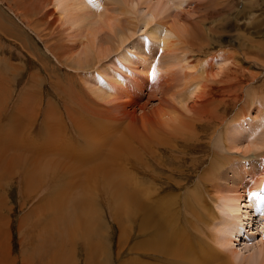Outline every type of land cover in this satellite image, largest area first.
Segmentation results:
<instances>
[{
  "label": "bare ground",
  "instance_id": "bare-ground-1",
  "mask_svg": "<svg viewBox=\"0 0 264 264\" xmlns=\"http://www.w3.org/2000/svg\"><path fill=\"white\" fill-rule=\"evenodd\" d=\"M10 1L11 0H7L8 10L13 13L12 14L13 17H15L18 22L22 23L24 27L19 28L17 25H15L11 21H9V23H7V27H6L0 21V30L5 35H7V39L12 40V42L16 41L17 44L20 45L22 50H25V52L23 51V53L25 54V56L27 58H29L34 63L33 65L36 67L42 68L44 72L49 71L52 77H57V75L59 74L60 71H64V75L70 71L71 72L74 70L76 71L74 77H76L78 81H76V78H74L73 80L76 83L80 81V85H81L80 89H81V92L83 91V94L80 95V93H79L78 97L73 98L77 102V103H75L76 108L74 106V111L68 110L67 117L69 119L68 121H70L71 126L73 127L74 132L79 133V134L87 137V143H86V155H87L86 159L87 160L83 161V164H81V165L78 163V165L83 166L85 164H89V166H90V164L92 163L93 156L95 157V155H96L95 159H97V163H96V164H98L97 166L106 167L104 165V163L101 162L102 156H101L100 151L102 148H104L103 144L98 142V145H97L94 140H90L93 137V131L92 130L96 126V125L95 126L91 125L94 122L89 123V120L87 122V118L90 116V114L96 115L97 113L106 112L108 115H110V118H111V116H113V118L115 119L116 114L119 113V114H122L123 117L126 119V121H123V122L121 121V123L126 125V127H127L126 131L119 134V138L117 139L118 144H116L114 142L116 145H114V147L112 146L113 147L112 151L114 153L119 154V155L116 154L117 155L116 156L114 154L113 156H111L112 154H110L111 157L115 158V160H113V163H114V166H116V169L112 168V170L118 176V182H114V179L112 178L111 175H108L106 180L108 183H111V185L113 187L117 188L116 191L113 188V194H114V197L118 196L119 198H118V202H116L115 204L113 203V205L111 206L112 211L110 213V216L112 219H114L115 221L118 222L117 224L120 228L119 236L121 239H124V238H126L125 236H127V230H125V228H124L126 225L124 223V214L125 213L123 214L125 206L121 201H123L124 199H128L129 201H131L134 204V207L137 210L138 214H141V218H140L139 225H138V227H139V233L138 234L140 235L141 240H137L134 244L136 246L135 247L136 260H135L134 264H235L232 262L233 259L231 260L230 256L228 255L230 253H228L227 250L224 251V250L220 249L223 247L221 245H224V243L219 244V241L217 240V239H219V238H217L218 235L216 236V234H214L216 236V237H214V236H212V234L210 235L208 232L210 230L208 228V226L212 222H216L218 219L217 215L213 211V208H212L213 205L210 206V204H208L209 202L207 199L211 198L210 200H211V202H213L212 201L213 195L210 196L209 191H211V190H208L207 189L208 187L204 189V191H203V193H201V195L199 193L196 194L195 191H193V192L191 191V193H190V195H191L190 199H192L193 204L195 205V208L197 211L196 216L199 220V221L198 220L197 221H198L199 226H200V229H199L200 238L197 239V238H194L191 236L192 239H190L189 238L190 236L187 233H185L184 231H179V227L177 225H175V223L173 222V216L175 218H177V214L173 212L174 201L172 203V200L175 196H178V195H175L171 192H165L164 194H161L164 192L163 190L159 191V193L156 194L157 192L154 193V191H153L154 186H151V189L153 188L152 192H151V195H152V200H151V204H150L151 209L147 210V208L144 207V205L141 203V201H143V196L145 194L144 192L146 191L144 188L141 187L142 182H140L138 184L136 192L127 188L125 185L127 183L125 181V178H126L125 174L126 173L121 171V170H123L122 168H124V169L129 170V172H130V168H134V170H141L142 172H144V166L142 167V165H144L143 162L140 164L141 167L139 169H137L138 166H137L136 162L135 163L131 162L128 159V158H134L136 160V156L138 153L143 154L148 150H152V152L155 153V157H156L153 161L157 163L159 160H160V162L162 161V158H163L162 153L163 152L166 153V147L168 148L170 146L169 147L170 150L173 149L175 152H179V151H181V150H179V145H182V144L184 146L190 144L191 148L195 149V148H197V145L201 146L204 144V146L207 147L209 144L211 145V143L213 141L214 142L213 143L214 149H207L208 147L207 148L205 147L207 149L206 152L210 153V155L212 156V157L211 156L210 157L213 158L212 160L208 161V165H206V166L211 168V169L210 168H208V169H210L212 174L208 175V173H207V176H209V178L211 177V179H212V182L210 181V183L214 182V186H215V188H217L216 187V185H217L216 180H218L217 174L220 171V169H219L220 167H218V165H215V162H217V161H219V162L223 161V163L226 162V160H228L229 154L231 153V150L236 147L235 143L238 142L237 138L241 139V136H242V134H241V135H239L240 137L232 138V141L230 142V144L227 145V143H228L227 136L230 133L229 130L227 129L229 126L228 123L231 124V122L232 123H235V121L238 122L239 120L244 118V116L246 114V106H244L243 108L238 109V111L234 117H231L229 119L227 118V120H230L231 122L229 121L226 123L227 114L232 110V107H235V105L240 106L238 103L241 102V95H240L241 89H237V88L233 89V87H234L233 85L236 86L235 81H236L237 77L239 75H241V70H239V69L245 68L247 71L250 70L249 79L247 80L248 82L255 81L254 79L256 77H258L255 74V71L257 73L256 69H258V68L264 69V60L258 61L257 64H252V63H250V60H249L250 53L253 51L256 55H259L261 59H264V36H263V33L261 32V30H262L261 27L264 25V19L261 18L260 21L255 23L257 30H251L250 31V27L249 26L246 27L245 25H243L242 27L240 26L241 28H239L238 26L240 24L239 25L237 24L238 25L237 27L239 28V29L237 28L238 33L233 34V32H232V31H234L233 22L238 20V17L236 15H238L242 11L245 12L244 10L246 8H249V7H245V5H242V3L245 4L244 2H246V1H248L250 3V0H12L11 3H10ZM252 1L254 2V0H252ZM246 4H247V2H246ZM241 5H242V7H245V9L243 8L242 11L240 10L237 12V14H234V12L237 11V9L239 7L241 9ZM255 5H257V3L255 4V2H254V6ZM259 5H257V7ZM137 7L143 8L144 11L149 14L148 19L147 18L145 19L144 16L139 15V17H140L139 21H141V22L143 21L144 27L146 28L148 26L149 27L153 26L155 28L151 29L152 32L150 30L146 31L145 34L143 36H140L138 39H135V38L132 39V37L134 35H136V32H137L136 28L138 27V23L133 22L132 17L129 15L130 14L135 15L136 13L138 15ZM247 10H249V9H247ZM241 14H243V13H241ZM224 15H226V16H224ZM129 17H131V18H129ZM219 17H221V19ZM239 17H242V16L240 15ZM158 31H159V33H158ZM251 32L256 33V38H257L254 41L253 45H251V43H249V41H250L249 36L251 35ZM147 33H148V35L145 36ZM31 34L34 36V38L37 39L38 42H36L33 39ZM162 34H166L167 36H163ZM161 36H163V37L161 38ZM135 37H137V36H135ZM151 38H154L158 42L161 43L158 46V48L162 49V51H163V53H160V55L158 56V58L161 60L160 63H157L158 60L154 59L155 56L153 55V53L151 51V47L149 44V43H151V40H152ZM135 40H139V41H135ZM16 42H14V43L16 44ZM39 43L42 45V49H44V51L39 48V45H38ZM12 45H14V44H12ZM136 45H138V46L136 47ZM232 46H235V47L233 49H229ZM154 50H156V49H154ZM139 53L141 55H139ZM187 54H189V56L185 57V56H187ZM14 56L15 55H13V57ZM112 56L114 58H113V60H110V59H112ZM216 61H219L220 64H222L221 67L218 64L219 65L218 68L222 69L223 71H226V65H230V67H229L230 70L236 69L235 75H232V81L230 79L231 83L225 82V80L227 78L229 79L231 76V74H228V70L225 73H223V75L221 76L223 78H220V79L217 78L218 80L214 79L216 77H214L212 75V71H213L212 69H213V66H215ZM254 63H256V62H254ZM10 67H12V65ZM178 67L180 68V70H178ZM165 69H166V71H165ZM79 71L81 72V74L78 75V73H80ZM161 71H165V73L159 74ZM13 72L14 73L17 72L16 68H13ZM29 72L27 74H29ZM31 72H32V70H31ZM174 72L179 73V75H176L177 73L174 74ZM38 73H40L39 69H37V70L35 69V74L34 75L31 74L33 76L30 75L32 78L29 76L32 79V82H28L29 85H27V88L25 87V89H24L27 91V93L24 94L23 96H21L23 98L22 103L23 102L25 104L32 103L31 102L32 101L31 92L34 89V87L32 90H30V87L32 88V86L37 85L38 82L40 81V79L38 77ZM142 73H148V76H149V74H150V76L154 74L153 80L151 78L150 81H146L145 79L140 78L139 76L143 75ZM61 74H62V72H61ZM2 76L4 77V75L2 74V71H1L0 72V82H2L3 87L6 84H7V87L9 85L12 87L13 82L11 81V78H7L8 80L6 83ZM60 78H61V76H60ZM1 79H2V81H1ZM28 79L29 78H27V80ZM221 81H224V83L222 85L220 83ZM11 82H12V84H11ZM26 82H25V84H26ZM55 83H56V85L58 84L57 82H55ZM133 84L135 85L136 90L138 92L139 91L141 92L144 88L147 90L150 89L152 91L150 98L151 97L154 98L153 100L157 101L156 104L153 105L152 107H148L149 102H150L149 100L144 101L142 103V105L140 104V106L138 105L139 107L136 106L135 102H133V104H132L130 102V100H131L130 99V95H131L130 92L132 90L131 89H130L131 91L129 90V88H130L129 85L131 86ZM218 84H219V86H218ZM49 85H52V84H49ZM67 85L70 86L69 84H67ZM148 85L149 86L151 85V86L149 87ZM57 87H58V90H61V92H59L60 94H65V90H67V92H68V88L63 89L62 87H60V84H58L55 88H57ZM52 88H54V87H52ZM35 89H36V87H35ZM80 89H79V91H80ZM28 90H30V91H28ZM56 90L57 89H55V91ZM121 91H123V92L121 93ZM255 91H257V90H255ZM137 94H139V93H137ZM152 94H154L155 96ZM68 95L72 96L73 94H68ZM260 95H262V97H263V93ZM33 96L36 97L35 95H33ZM133 97H135V96H133ZM155 97L157 99H155ZM40 98L41 97H39V99ZM263 98H261V99H263ZM135 99H137V97ZM254 99H255V97L252 100H254ZM34 100H35V98H34ZM250 100H251V98H250ZM257 101H258V99H256L255 104L260 103V105L259 106L257 105L258 106L257 111L259 113L257 114L258 116H256V117L259 120L260 119L262 120V119H264V111H262V110H264V106H261L262 105L261 101H258V102ZM78 102L80 104V107L83 106L82 108L87 109L89 112L87 111L88 113H86V112L84 114L82 113L83 115L80 113L82 115V116H80L78 114V109H79ZM136 102L138 104L140 102V100L137 99ZM253 102H255V100ZM46 105H48V104H46ZM108 105H110V106H108ZM176 105H178V106L181 105V106H179L180 108H177ZM132 106H134L135 109H133V108L130 109ZM252 106H253V103H252ZM22 107L23 106H21V108ZM39 108H40V105H39ZM39 108H37L36 112L39 111L38 110ZM45 108H46V106H45ZM26 109H27V105H26ZM85 109H83V110H85ZM136 109H138V111H140V114H141L140 118L137 116L139 119H136L137 117L134 118V115L132 116V114L135 113ZM46 110H48V111L46 112L45 116H47V120H50L51 116H49V115H51V113L53 115L52 109L46 108ZM221 110H222V113L220 112ZM22 111H23V109H22ZM36 112H35V114H36ZM57 113L59 114V112H57ZM54 114H56V113H54ZM32 118H33V116H32ZM89 118H92V117H89ZM97 119H95V120H97ZM57 120H58V118L56 119V121ZM16 122H17V120H16ZM25 122H28V121H25ZM48 122L43 121V123H42L43 127L45 124H49ZM100 122H98L97 124H100ZM118 122H116V123H118ZM52 123H54V124L56 123L55 117H54ZM73 123H74V125H73ZM17 124H19V123H16L15 125L17 126ZM263 124H264V121L261 122V125H259L261 127L259 130L263 129L262 128ZM16 126H14V127H16ZM19 126H20V124L17 127L19 128ZM21 126H22L21 129L25 131V133L22 131L24 133V135H23L24 137L21 136V137H23V141L17 142V140L20 141L19 137H14L15 139L18 138L17 140H13V141H15V143H17V145H13V144L8 143V144H10L9 147L11 148L10 150L12 151V154L9 157L7 156V158H4L3 157L4 155H2L4 152L0 153V164L3 162L2 161L3 159L4 160L8 159V160H10V163L19 164L18 166H20L22 171L18 170L20 172L13 171V173H12L13 168L12 169L10 168L11 169L10 170V169H8V167H6L8 169L7 170L5 168L6 171H8L9 173L11 171V175L9 174L10 175L9 176L8 173L4 170V172H6V173L0 176V182L1 181H3V182L7 181V175L10 178H12L14 176H17L18 174L20 176V174H21L23 176L21 178H19V180H20L19 183L21 181H23V184H24V181L31 180V178L27 177V175L30 176L31 170H32V173H31L32 177L37 176V178H38V175H39V177L42 179L43 178H47V179L51 178L50 183L52 185V188L48 192V195L50 198L47 199L46 202L44 200V202H45V204L47 203L49 206L55 207L53 210H55V209L59 210V208L56 206L58 204L59 200L57 201L56 199L64 197L63 193L67 192L65 190H67L68 187L70 189L71 186L74 184V183L72 185L69 184L72 181V179L69 175H74L73 172H75L74 170L72 171L73 168L71 169V171H70L69 167H66V169L64 168V166H65L64 164L66 163L65 161L63 164L64 169L61 170V166H62L61 161H63V160L60 161L59 160L60 157L58 158L55 156L56 155L55 152H58L57 151L59 149L58 147L62 146V149L63 148L66 149L67 147L68 148L70 147L71 142H70V144L68 143L69 141L66 142V138L64 135V134H66V131H65L66 124H65L64 120L61 118L57 122V125L56 124L54 125L55 128L51 127L52 125L50 127H49V125H48V127L46 126V128L44 130L45 137H44L43 143L42 144L40 143V148H35L34 146H32V144H31L32 140H29V141H31V142H29V144H31V147L27 145L26 141L28 139L25 137H27V135H29L27 133L28 129H25L26 126L24 127V125H22V124H21ZM117 127H119V126L117 125ZM15 129H12V130H15ZM17 129L15 131H17ZM120 129H125V127L123 126ZM263 131H261L262 136L264 135ZM213 132H214V134H213ZM3 133H5V132H3ZM14 133L18 134V132H14ZM254 133H255V131H254ZM20 134H21V132H20ZM96 134H97V131H96ZM211 134H213V135H211ZM250 135L252 138L251 137L249 138V136H248V140H249V141H247L248 146L246 147L247 149H245L244 151H246L247 153H250L249 150H253V147H257L258 151L261 149H264V136L262 138L260 137L262 139V141H260V140H256L253 138L254 134L252 131L250 132ZM12 136L13 135H11L10 138ZM101 136H102V134H101ZM256 137L257 136L255 135V138ZM10 138H9V140H10ZM34 138H35V136H34ZM40 138H42V137H40ZM228 138H230V140H231V136ZM12 139L13 138H11V140ZM36 139L37 138H35V140ZM1 141H4V140H1ZM36 141L38 142L39 139ZM102 141L103 140H101V142ZM0 144H3V143H0ZM132 146H134V147H132ZM220 146H221V148H220ZM215 147L218 149H215ZM1 148L3 150V147H1ZM73 148H74V146H73ZM79 148L81 149L82 147H79ZM54 150H55V152H54ZM77 150H76V152H77ZM82 150L84 151V149H82ZM222 150L224 151L223 154L220 153ZM73 151H74V149H73ZM59 152H62V151H59ZM149 153L147 155H149ZM181 153H182V151H181ZM172 155H174V153ZM177 155L175 156L176 158L174 157V159L178 158ZM76 156H78V155H76ZM82 157H85V156H82ZM230 158H231V156H230ZM70 159H68V160H70ZM172 159L173 158H171V160ZM68 160H67L66 165L67 164L70 165V163H68ZM77 160L80 161V159H77ZM90 160H91V162L87 163ZM71 161H73V159ZM117 162H119V163H117ZM3 163L7 164L6 162H3ZM3 163H2V165H3ZM71 164H73V163H71ZM120 165H122V168H120L121 167ZM91 166L94 167L91 171H93V172L99 171V167L96 166V168H95V166L92 164H91ZM10 167H12V166H10ZM74 167H75V165H74ZM158 167H159V165H158ZM145 168H147V166ZM28 169H30V170H28ZM27 170L29 171V173L27 172V174H25V171H27ZM1 171H3V170H1ZM68 171H70L71 173L69 172L70 174H68ZM35 172H37V175H35ZM80 172H82V171H80ZM104 172H105V170H104ZM107 172L108 171H106V173ZM131 172H134V171H131ZM142 172H140V174H144ZM147 172H149V171H147ZM232 172H233V175L231 177V181H232V183H234L233 187L235 188V190L238 189L237 188L238 186L243 184V182H244L243 178L246 175L250 176L251 174H253V170H250L248 172L247 170H243L242 168L238 169L236 167L234 169H232ZM87 173H89V172H87ZM101 173H99V174H101ZM137 173L138 172H136L135 174L137 175ZM149 173H152V181L153 182L161 179L160 176L162 175V173L160 170L155 169V166L151 165V172H149ZM220 174H222V173H220ZM90 175L92 176V174H90ZM102 175H103V173H102ZM211 175L212 176L214 175V177H212ZM60 176L62 178H63V176H65L66 179H61ZM76 176H77V174H76ZM97 176H99V175H97ZM127 176H129L128 173H127ZM130 176L129 177L131 179H133L132 175H130ZM104 179H105V177H104ZM240 179L242 181L238 182V180H240ZM136 180H138V179L136 178ZM35 181H36V178H35ZM35 181H34V183H35ZM44 181H45V179H44ZM48 181H47V183H48ZM90 181H92V178ZM101 181L95 180L94 185H93L94 186V188H93L94 193H96L95 191L101 193V191H100L101 189L99 188V187H102ZM226 181H228V178ZM259 181H262V180H259ZM32 182H33V180H32ZM92 182H90V183H92ZM178 182H175L176 184L173 183L172 185L174 187H172V185H171L170 188H173V189L176 188V189L180 190L183 186V182H182V184H180L181 182L180 183H178ZM37 183L40 184L39 182H37ZM45 183H46V181H45ZM184 183H185V181H184ZM186 183H188V182H186ZM26 185L27 184H24L23 187L24 186L26 187ZM35 185H37V184H35ZM21 186H22V184H21ZM39 186H41V185H38V187ZM44 186H46V185H44ZM210 186L212 187V184ZM20 187H19V189H20ZM29 187L30 186L27 185V187H26L27 192L29 191V189L31 191H35L34 189L33 190L31 189L33 186L31 188H29ZM46 187H48V184ZM46 187L43 188L44 190L41 189L40 191L41 192L45 191L44 193L47 194V192L45 190ZM75 187H76V184H75ZM254 187L256 188V186H254ZM257 187H259V186H257ZM26 188H24V189H26ZM224 188H225V186H224ZM230 188H232V187L230 186ZM161 189H162V187H161ZM196 189L198 190V188H196ZM213 189H214V187H213ZM21 190L23 192L22 188H21ZM21 190H19V191H21ZM228 190H232V189H228ZM75 191L78 192L77 189ZM232 191L234 192V189ZM25 192H23V193H25ZM27 192H26V195H27ZM186 192H187V190H186ZM199 192H200V190H199ZM23 193L20 192V195L22 194L20 197L21 200L23 198ZM29 193H30V191H29ZM67 193L69 194V192H67ZM72 193L73 192L71 191V194ZM37 194H40V193H37ZM71 194H69V195H71ZM154 194H156V195L154 196ZM42 195H43V193H42ZM42 195L40 196L41 197L40 199L45 198V197H42ZM48 195H47V197H48ZM69 195L67 197H69ZM131 195H134V200L127 198V197H130ZM247 195H249V199H248L247 203L251 204L250 202L253 200V197L250 196L251 193H247ZM148 196H150V194H147V197ZM222 196L225 200L222 198ZM222 196L220 195L218 198H222L225 201L224 205H227L230 201H232V204H235L236 208H238V209L241 208V206L238 204V200H237L238 195L236 198H231V199H230V196L227 195V197L230 200L229 201L227 199L228 203H227L226 198H225L226 195H222ZM105 197H107V196H104V199H106ZM187 197L189 199V195ZM214 197H217V195ZM250 197L252 198L251 201H250V199H251ZM34 199H36V198H34ZM34 199H33V201H34ZM74 200H75V198H74ZM214 200H216V199H214ZM56 201H57V204H55ZM36 202L37 201H35V203ZM187 202H188V200L186 201V203ZM233 202H235V203H233ZM31 203H29L28 205H31ZM216 203H217V201H216ZM24 204H25V202H24ZM40 204H44V203L40 202ZM126 204L127 203H125V205ZM191 205H192V203H191ZM69 206H71V205H69ZM229 206H231V204H229ZM39 207H41V206H39ZM42 207H43V205H42ZM44 207H46V206H44ZM27 208H30V206H28ZM27 208H26V210H28ZM37 208H36V211H37ZM43 209H45V208H43ZM230 209H231V207H228V210H230ZM34 210L35 209H33V211ZM50 211H51V207H50ZM48 212H49V210H48ZM119 212H120V214H118ZM255 212H257V211H255ZM34 213H35V211H34ZM39 213H40L39 216L36 213V215L38 217L35 218L34 221L38 218L41 220L42 216H44V214L41 212V210ZM151 213L153 215L148 216ZM155 213L159 214L160 218L156 219ZM23 214H24V216L22 215L23 217H22V219H20L19 225H17V226H19L20 229H21V227H25L24 226L25 223H23V221H24V218H26L25 216H27V215L25 214V212ZM30 214H32V212ZM30 214H28V215H30ZM154 214H155V217H154ZM230 215H232V214H230ZM50 216H51V214H50ZM50 216L48 215V218ZM32 217L33 216H31V218ZM65 217H66L65 214L62 213L61 211L58 214V216L56 217L55 222H57L56 225L58 226V230H57L56 235H55L56 237L58 235H60L64 229L70 228L69 225L64 226L63 220L65 219ZM27 218L29 219L28 216H27ZM45 218H46V216H45ZM45 218L41 221H43V222L45 221V223H47ZM81 219H83V218H81ZM244 219H246L245 215H244ZM75 220H76V218H75ZM27 223H26V225H27ZM4 225H6V224H2V222H1V224H0V262H2V264H16V263H18V261H20V262H22V264H37V262L34 263V261L32 260L35 257L34 254L28 253L29 251L26 252L23 250V252L20 253L21 255H17V256L12 255L11 249H10L8 241H7L8 240V237H7L8 227L6 229ZM28 225L36 226L35 228H33L35 230L38 228L42 229L40 223L33 222L32 225L30 223H28ZM72 225L74 226V228L72 230H74L77 227L74 230V232L72 230H70V231H72V236H73V234L75 235L76 233H82L83 232L82 229L87 228L84 226L81 229V227L79 226L80 222H79V225L77 226V221H75V224H73L71 222V227H72ZM81 225H82V223H81ZM87 225H88V222H87ZM185 228H187V227H185ZM20 229H18V230H20ZM29 232L31 233L32 230L31 231L29 230ZM145 232H148V236L144 239V233ZM235 232H236V230H235ZM33 233L34 232H32L30 235L27 233L25 235V242L24 243H27L29 246H31V248L37 249V247H35V243H36V240H38V239L35 238V235ZM195 233L196 232H194V234ZM52 234H53V232H52ZM68 234H69V232H68ZM68 234H67V236H68ZM95 234L97 236V233H95ZM194 234L192 233L193 236H194ZM36 236H38V235H36ZM47 236H48L47 232L43 231V234L40 237V239L41 238H44V239L52 238V237L48 238ZM225 236H226V241H228L230 239L229 237L231 235H230V233L226 232ZM58 237L60 238V236H58ZM68 238H67V240H68ZM90 238L93 239V237H90ZM34 239H36V240H34ZM53 239H55V238H52V240ZM63 239H65V238H63ZM33 240L35 242H33ZM80 240L82 243V239H80ZM59 241H60V239H59ZM94 242H95V240H94ZM39 243H40V241H39ZM55 244L57 247L61 246V243L57 242ZM215 245L221 246V247L218 248ZM98 246H100V245L98 244ZM25 247H27V246L25 245ZM91 248H93V247H91ZM32 250L34 251V249H32ZM123 250H124V248H123ZM60 251H62V250H60ZM64 251H62V252H64ZM82 251H83V249H82ZM96 251L97 250H95V253H97ZM39 252H40V250H39ZM85 252H86V250H85ZM88 252H90V250ZM92 252H93V249H92ZM235 252L236 251H234V253ZM70 253H71V251H70ZM116 253H117V251H116ZM118 253L116 254V256L118 255ZM237 254H239V253H236V255ZM92 256L94 258L96 255L95 256L92 255ZM65 257H67V256H65ZM75 258L76 257H73L71 259V261L74 260ZM143 258H145V259H143ZM146 258L151 259L152 262L150 263L149 260H147ZM256 258H257L256 264H264V245H263L261 251H259L258 256ZM89 260H93V259H89ZM64 262H65V260L63 261V263ZM87 262H89V261H87ZM73 263H75V262L73 261ZM44 264H60V259L57 260L56 257H54L53 259L50 258V260H48ZM95 264H97V263H95Z\"/></svg>",
  "mask_w": 264,
  "mask_h": 264
},
{
  "label": "rangeland",
  "instance_id": "rangeland-1",
  "mask_svg": "<svg viewBox=\"0 0 264 264\" xmlns=\"http://www.w3.org/2000/svg\"><path fill=\"white\" fill-rule=\"evenodd\" d=\"M11 2H12V0L10 1V3ZM246 2H247V4H246ZM246 2H244L245 4L242 3V5H245V7H249V8L245 9V7H242V5H241V9L239 7L237 9V11L234 12V14H237L238 11H240V10L242 11L243 8L245 9L244 10L245 12L242 11V12L239 13L242 17H239L240 16L239 14L236 15L238 17V20L233 22V24H234V27H233L234 31H232L233 34L238 33L237 32V28L238 27L241 28L243 25H245L246 27L249 26L250 27V31L251 30H257L255 23L260 21L261 18L264 19V0H257V1L254 0L255 4L256 3H257V5L260 4L258 7H257V5L254 6V2L252 0H250V3L248 1H246ZM7 6H8L7 5V0H0V19H1L0 21L2 22V24L7 27V23H9V21H11L15 25H17L19 28L20 27L23 28L24 27L23 24L18 22L16 20V18L13 17V15H12L13 13L8 10ZM142 9L143 8L137 7L138 15H137V13L135 15H131V14L129 15V16L132 17L133 22L138 23V27L136 28V31H137L136 35H134L132 37V39H134V38L138 39L140 36H143L146 31L150 30L152 32L151 29L155 28L153 26H151V27L148 26V27L145 28L143 21L142 22L139 21L140 20L139 15L144 16L145 19L149 18V14L146 13L144 11V9L143 10ZM247 9H249L250 11L247 10ZM241 13H243V14H241ZM224 16H226V15H224ZM131 17H129V18H131ZM221 17H219V18L221 19ZM237 24L238 25L240 24V25L238 26ZM261 28H262L261 32L263 33V36H264V25ZM158 33H159V31H158ZM147 35H148V33L145 36H147ZM162 35L163 36H167L166 34H162ZM31 36L33 37V39L36 42H38L37 39L34 38V36L32 34H31ZM135 36H137V37H135ZM163 36H161V38ZM151 39H152L151 43H149L150 47H151V51H152L153 55L155 56L154 59L158 60V62L156 60L155 61L157 63H160L161 60L158 58V56L160 55V53H163V51H162V49H159L158 46L161 43L158 42L154 38H151ZM256 39H257L256 38V33H252L251 32V35L249 36V40H250L249 43H251V45H253L254 41ZM135 41H139V40H135ZM14 42H16V41L12 42V40H8L7 39V35H5L0 30V72L2 71V74L4 75V77L3 76L2 77L4 78V81L6 83H7V80H8L7 78H11V81L13 82V84L11 82L12 87L9 85L8 86L9 88L7 87V84L3 87L2 82H0V104H1L0 105V137L2 136L0 138V143H3V144H0V153L4 152L2 154V155H4L3 156L4 158H7V156L9 157L12 154V151L10 150L11 148L9 147L10 144L17 145V143H15V141H13V140H17L18 138L15 139L14 137H19L20 141L17 140V142L23 141V137H24L23 135H24L25 131L21 129V127H22L21 124L24 125V127L26 126L25 129H28L27 133L29 135H27V137H25V138L28 139V140L26 139L27 141L25 140L27 142V145L31 147V144H32V146H34L35 148H40V143L41 144L43 143V140H44V137H45L44 130H45L46 126L48 127V125H49V127H50L52 125L51 127L55 128L54 125L55 124L57 125V122L59 121V119L62 118L64 120L65 124H66V127H67V128L65 127V131H66L67 135L64 134L65 138H66V142L69 141L68 143L70 144V142H71L72 145L70 144V147L69 148L67 147L66 149L65 148L62 149V146H60V147H58L59 148L57 150L58 152H55V150H54V152L56 153V155H55L56 157H58V158L60 157L59 158L60 161L63 160V161H61V165H62L61 166V170H63L64 168L66 169V167H69L70 171L73 168L72 171L74 170L75 172H73L74 175H69L71 177V179H72V181L69 184L72 185L74 183L73 184L74 186L72 185L70 189L68 187V189L66 188L67 190H65V191L69 192V194H71V191L73 193L71 195H69L67 192H64L63 193L64 197H61V198H57L58 196L56 197L57 198L56 200L57 201L59 200L58 204H57V201H56V203H55V204H57L56 206L66 216L65 219L63 220L64 226H66V225L70 226L69 229H64L61 232V234L58 235V236H60V238L58 236H57L58 237L57 238L55 235H56V232L58 230V226L56 225L57 222H55V221H56V217L58 216L60 211L58 209L57 210L56 209L53 210L55 207L49 206L47 203L45 204L47 199L50 198L49 195H48V192L52 188V185L50 183L51 178H48V179L47 178H43L42 179V178L39 177V175H38V178H37V176L32 177L31 176L32 170H31L30 171V176L27 175V177L31 178V180L24 181V184H27L28 186H30L29 188H31L33 186L31 189L35 190V191H31L29 189V191H30V193H29V191L27 192V188H26L27 185H26V187L25 186L23 187V185H24L23 181L20 182L22 184V186L19 183V181H20L19 178H21L23 175L20 174V176H19V174H18L17 176H14V177L10 178L9 176L11 175V171H10V173L8 171H6V169H7L6 167H8V169H10V168L12 169L13 168L12 173H13V171H16V172L22 171L20 166H18L19 164L10 163V160H8V159L4 160L2 158L3 159L2 161L6 162L7 164H5L3 162H2L3 165H2V163L0 164V176L5 174L6 172L8 173V175L9 174L10 175L9 176L7 175V181H4V182L1 181L0 182L1 183L0 184V186H1L0 187V224L2 222V224H6V225H4L6 229L8 227V229H7L8 240L7 241H8L9 247L11 249L12 255L13 256L21 255L20 253H22L23 250L26 251V252L29 251L28 253H33L34 254L35 257L32 260L33 261L36 260L37 264H44L48 260H50V258L53 259L54 257H56L57 260L60 259V264H91V263L93 264L94 262L97 263V264H134V262L136 260V257H135V247L136 246L134 244H135V242L137 240H141V237L138 234L139 233L138 225H139V221H140V218H141V214H138L137 210L134 207V204L131 201H129L128 199H124L123 201H121L124 204V206H125L123 214L125 213L124 214V223L126 225H125L124 228H125V230H127V236H125L126 238L121 239L120 236H119L120 228H119V226L117 224L118 222L115 221L114 219H112L111 216H110V213L112 211L111 210V206L113 205V203L115 204L116 202H118V198L119 197L118 196L114 197V194H113V188L115 189V191H116L117 188L113 187L111 185V183H108L107 180H106L107 176L111 175L112 178L114 179V182H118V176L112 170V168L116 169V166H114V163H113V160H115V158L111 157L114 154L116 155L117 153H114L112 151V148L114 147V145L118 144L117 143V139L119 138V134L123 133L124 131H126V128H127L126 125L121 123V121L122 122L126 121V119L123 117L122 114H119V113H117L119 116L117 114H116V116L114 115L116 117L115 119L113 118V116H111V118H110V115H108L106 112L97 113L96 115H91L90 114L89 117H92V118L88 117L87 118V122L89 120V123L94 122L91 125H93V126L96 125L95 128L92 130L93 131V137L90 140H94L97 145H98V142L103 144L104 148H102L101 151H100L101 156H102L101 162H103L106 167L97 166L98 165V164H96L97 163V159H95L96 155H95V157L93 156L91 164L94 165L95 168H96V166L99 167V171L100 172L99 171H97V172L96 171H94V172L91 171L94 168L93 166H91V164H90V166H89V164H85L83 166H80L81 164H83V161L87 160L86 159V157H87V155H86L87 137L84 136V135H81L79 133H75L74 130H73V127L71 126V123H70V121H68L69 119L67 117L68 110L69 111H74V106L76 108L75 103H77V102L73 98L78 97L79 93H80V95L83 94V91L81 92V89H80V86H81L80 85V81L76 83L73 80L74 78H76V77H74L76 71L75 70L72 71V72L70 71V72L66 73L65 75H64V71H60L59 74L57 75V77H52L49 71H45L46 72L45 73L42 68L34 66L33 65L34 63L29 58H27L25 56V54L23 53V51L25 52V50H22L20 45L17 44V42H16V44ZM12 44H14V45H12ZM38 45H39V48L44 51V49H42V45L40 43ZM137 46L138 45H136V47ZM234 47L235 46H232L229 49H233ZM153 48L156 49V50H154ZM13 55H15V56L13 57ZM139 55H141V54L139 53ZM188 56H189V54H187V56H185V57H188ZM113 58L114 57L112 56V59H110V60H113ZM249 60H250V63L257 64L258 61H262L264 59H261L260 56L256 55L254 53V51H253V52L250 53ZM218 62L219 61H216L215 66H213V69H212L213 70L212 71V75L214 77H216L214 79L218 80L220 78H223L221 76L223 75V73H225L228 70V74H231V76H230L229 79L227 78L225 80V82L231 83L232 75H235L236 69H231L230 70V68H229L230 65H226V71H223L222 69L218 68L219 65H220V67L222 65V64H220V62L219 63ZM254 62H256V63H254ZM11 65H12V67H10ZM13 68H16L17 72L14 73L13 72ZM30 69L32 70V72H31ZM35 69L36 70L39 69L40 73H38V77H39L40 81L38 82L37 85L32 86V88L30 87V90H32L33 87H34V89L31 92V94H32V101L31 102L32 103L25 104L24 102L22 103L23 98L21 96H23L24 94L27 93V91L24 90V89H25V87L27 88V85H29L28 82H32V79H31L32 77L31 76H33L35 74ZM178 70H180L179 67H178ZM239 70H241V75H239L237 77L238 80L236 79V81H235L236 86L233 85L234 86L233 89L234 88L241 89V92H240L241 102L238 103L240 106L235 105V107H232V110L226 116V120H227V118L229 119L231 117H234L236 115L238 109L243 108L244 106H246V114H245L244 118L239 120L240 122L239 121L238 122L235 121V123H232L230 120L226 121V123L229 122V121L231 122V124L228 123L229 126L227 128L229 130V132H230L228 134V136H227V139H228L227 145L230 144V142L232 141V138L240 137L239 135H241V134H242V136H241V139L237 138L238 142L235 143L236 147L231 150V153L229 154L228 160H226V162H224V163H223V161L222 162H219V161L215 162V165H218V167H220L219 168L220 171L217 174V179L218 180H216V182H217L216 187L217 188H215L214 182L210 183V181L212 182V179H211V177L209 178V176H207V173H208V175L212 174L211 171H210L211 168L206 166V165H208V161L213 159V158H211L212 156L210 155V153L206 152L207 149H214V147H213V143L214 142L213 141H212L211 145L209 144L207 146L208 148L206 146H204V144L201 145V146L197 145V148H195V149L191 148L190 144L189 145H185V146L183 144L179 145V150H181L182 153H181V151L175 152L173 149H171L172 150L171 151L170 148H169L170 146L168 148L165 146L166 147V153H164V152L162 153V156H163L162 161L160 162V160H159L157 163L153 161L156 157H155V153L152 152V150H148V151H146L143 154L138 153L137 156H136V160L134 158H128L129 161L134 162V163L136 162V164L138 166L137 169H139L141 167L140 164L143 162L144 165H142V167L144 166V172H142L141 170H134V168H130V172H129V170L122 168V165H120L121 166L120 168L123 169L121 171L126 173V174L125 173L124 174H125V177L127 178V179L125 178V181L127 182L125 185H126L127 188H129V189H131V190L136 192L138 184L140 182H142L141 183V187L144 188L146 191L144 192L145 194L143 196V201H141V203L144 205V207L147 208V210L151 209L150 208L151 207L150 204H151V200H152L151 192H152V189H153V188L151 189V186H154V190L153 191H154V193L157 192L156 194H158L159 191L163 190L164 192L161 193V194H164L165 192H171V193H173L175 195H178V196H175L173 198V200H172V203L174 201V203H173V212L177 214V218H175L173 216V222L175 223V225H177L179 227V231H184L185 233H187L190 236L189 237L190 239H192L191 236L194 237V238H197V239L200 238V234H199L200 226H199V223H198L199 220H198V218L196 216L197 215V213H196L197 211H196L195 205L193 204L192 199H190L191 198L190 193H191V191L192 192L195 191L196 194L199 193L201 195V193H203L204 189L208 187L207 189L211 190V191H209L210 196L213 195L212 196L213 197V199H212L213 202H211V200H210L211 198L209 197L210 199H207L208 202H209L208 204H210V206L213 205L212 206L213 211L217 215L218 219H217L216 222H212L208 226V228L210 230L209 231L207 230V231L209 232L210 235L212 234V236H214V237H216L218 235L217 238H219V239H217V240L219 241V244L220 243L221 244L224 243V245H221L223 247L220 248V249H222L224 251L227 250V252L230 253L228 255L230 256L231 260L233 259V261H232L233 263H235V264H256V259H257L256 257L258 256L259 251H261V249H262V247L264 245V241H262L260 237H257V235H256L257 233L253 231V229L258 230L259 231L258 234H260L262 231H264V188L261 189L260 187H257V186L260 185V183L262 181H264V160H261V162L258 160V159H264V149H261V150L258 151L257 147H253V150H249L250 153H247L244 150L247 149L246 148L248 146L247 145V141H249L248 140V136H249V138L251 137V135H250L251 131L254 134L253 138L256 139V140L262 141L261 138L264 136V135L262 136V132H261V131L264 130V124L262 126L263 129L259 130L261 128L259 125H261V122H263L264 119H262L263 120L262 121L261 119L259 120L256 117V116H258L257 114L259 113L257 111V107L260 105V103L255 104L256 103V99H258V101H261V103H262L261 106H264V98H263L264 97V69H262V68L256 69L257 73L255 71V74L258 77H256L254 79L255 81H251V82L247 81L249 79L250 70L247 71L245 68H243V69L240 68ZM165 71H166V69H165ZM165 71H161L159 74H163V73H165ZM28 72H29V74H27ZM61 72H62V74H61ZM175 73H177V72H174V74ZM179 73H177L176 75H179ZM31 74H33V75H31ZM79 74H81V72L78 73V75ZM142 74L143 75H140L139 77L145 79L146 81H149L148 78H150V77L152 78V80L154 78V76H153L154 74L151 75V76H150V74L148 76V73H142ZM60 76H61V78H60ZM27 78H29V79L27 80ZM230 79H231V81H230ZM1 81H2V79H1ZM76 81H78L77 78H76ZM25 82H26V84H25ZM55 82L60 84V87H62L63 89L64 88L65 89L68 88V92H67V90H65V94H60L59 92H61V90H58V87L55 88L58 85V84L56 85ZM220 83L222 85L224 83V81H221ZM49 84H52V85H49ZM67 84H69L70 86H68ZM219 84H218V86H219ZM35 87H36L37 90L35 89ZM52 87H54L57 90L55 91V89L52 88ZM129 87H130L129 90L130 89L132 90V91L130 90L131 91L130 93L132 95V96L130 95V99H131L130 102L132 104H133V102H135L136 106H138V105L140 106V104L142 105V103L144 101H147V100L150 101L148 107H152L153 105L156 104L157 101L153 100L154 98H152V97L150 98V95H151V92H152L150 89L147 90V89H145L143 87L144 89L142 88L143 90L141 92L140 91L138 92L136 90V87H135L134 84L131 85V86L129 85ZM79 89H80V91H79ZM30 90H28V91H30ZM253 90L254 91L257 90V91L254 92ZM122 92L123 91H121V93ZM137 93H139V94H137ZM262 93H263V97H262V95H260ZM68 94H73V95L70 96ZM33 95H35L36 97H34ZM58 95L59 96L61 95V96L59 97ZM152 95H154V94H152ZM133 96H135V97H133ZM39 97H41V98L39 99ZM136 97H137V99L140 100V102L138 104L136 102L137 99H135ZM254 97H255V99H254L255 102H253L254 100H252ZM34 98H35V100H34ZM250 98H251V100H250ZM261 98H263V99H261ZM155 99H157V98L155 97ZM252 103H253V106H252ZM46 104H48V105H46ZM26 105H27V109H26ZM39 105H40V108H39ZM78 105H79L78 114L80 116H82L85 112L86 113L89 112L87 109L82 108L83 106L80 107L79 102H78ZM21 106H23V107L21 108ZM45 106L48 109H52L53 115H52V113H51V115H49V116H51L50 120H47V116H45L46 112L48 111V110H46ZM108 106H110V105H108ZM176 106H177V108H180L179 106H181V105H179V106L176 105ZM37 108H39L38 112H36ZM132 108L135 109L134 106H132L130 109H132ZM22 109H23V111H22ZM83 109H85L86 111L83 110ZM262 111H264V110H262ZM35 112H36V114H35ZM57 112H59V114ZM220 112L222 113V110ZM54 113H56V114H54ZM80 113L81 114L83 113V114L81 115ZM133 115H134V118H136L137 116L140 118V116H141L140 111H138V109L135 110V113L132 114V116ZM32 116H33V118H32ZM54 117H55V122H56L55 124L52 123ZM138 117L136 119H139ZM57 118H58V120L56 121ZM95 119H97V120H95ZM16 120H17V122H16ZM25 121H28V122H25ZM43 121H46V122L49 121L48 122L49 124H45L44 127H43V125H42ZM98 122H100L101 125L97 124ZM116 122H118V123H116ZM16 123L20 124L19 128L17 127L19 124H17V126H16L15 125ZM73 125H74V123H73ZM117 125L119 127H117ZM14 126H16V127H14ZM123 126L125 127V129H120ZM15 128L16 129L18 128L19 130L17 129V131H15L16 130ZM12 129H15V130H12ZM19 131L21 132V134H20ZM96 131H97V134H96ZM254 131H255V133H254ZM3 132H5V133H3ZM14 132H18V134L14 133ZM101 134H102V136H101ZM213 134H214V132H213ZM213 134H211V135H213ZM11 135H13L11 137V138H13L12 140L10 138ZM255 135L257 136L256 138H255ZM21 136H23V137H21ZM34 136H35V138H37L36 140L39 139L38 142L35 140ZM230 136H231V140H230V138H228ZM40 137H42V138H40ZM9 138H10V140H9ZM1 140H4V141H1ZM29 140H32V142L29 141ZM101 140H103L104 142L103 141L101 142ZM29 142H31V144H29ZM8 143H10V144H8ZM73 146H74V148H73ZM1 147H3V150H2ZM79 147H82V148L80 149ZM132 147H134V146H132ZM220 148H221V146H220ZM73 149H74V151H73ZM82 149H84V151ZM215 149H218V148L215 147ZM76 150H77V152H76ZM59 151H62V152H59ZM222 151L220 153L223 154L224 151L223 152ZM148 153H149V155H147ZM173 153H174V155H172ZM110 154H112V155L110 156ZM76 155H78V156H76ZM81 155L85 156V157H82ZM117 155H119V154H117ZM176 155H177L178 158L174 159V157ZM230 156H231V158H230ZM171 158H173V159L171 160ZM68 159H70V160H68ZM72 159H73V161H71ZM77 159H80V161L77 160ZM67 160H68V163H70L71 166L68 165V164L66 165ZM64 161L66 162L65 164H64ZM90 162H91V160L88 161L87 163H90ZM257 162L260 165L259 164L256 165ZM71 163H73L75 165V167ZM78 163L80 165H78ZM117 163H119V162H117ZM151 165L155 166V169L160 170L161 173H162V175L160 176L161 179L157 180V181H154L155 183L152 181V173H149V172H151ZM158 165H159V167H158ZM10 166H12V167H10ZM63 166H64V168H63ZM146 166H147V168H145ZM235 167L238 168V169L242 168L243 170H247L248 172L250 170H253V174H251L250 176L246 175L243 178L244 182H243L242 185L237 187L238 188L237 190H235V188L233 187L234 183H232V181H231V177L233 175L232 169H234ZM208 168H210V169H208ZM1 170H3V171H1ZM4 170L6 172H4ZM18 170H20V171H18ZM28 170H30V169H28ZM28 170L25 171V174H27V172L29 173ZM104 170H105V172H104ZM70 171H68V174L71 173ZM80 171H82V172H80ZM106 171H108V172L106 173ZM131 171H134V172H131ZM147 171H149V172H147ZM87 172H89V173H87ZM101 172L103 173V175H102ZM136 172H138L137 175L135 174ZM140 172H142L144 174H140ZM99 173H101V174H99ZM127 173L129 174V176L132 175L133 179L130 178L131 176L130 177L127 176ZM220 173H222V174H220ZM76 174H77V176H76ZM90 174H92V176ZM35 175H37V172H35ZM97 175H99V176H97ZM104 177H105V179H104ZM212 177H214V175ZM35 178H36V181L39 182L40 184H38L35 181ZM91 178H92L93 182L90 181ZM136 178L138 180H136ZM227 178H228V181H226ZM44 179H45L46 183H45ZM61 179H66V178H65V176H63V178L61 177ZM32 180H33V182H32ZM95 180H99V181L102 180L101 181L102 187H99L101 189L100 190L101 193L97 192V191H95L96 193H94V191H93L94 190L93 189L94 188L93 185H94ZM183 180L185 181V183L186 182H188V183L185 184ZM249 180L251 181V184L247 183ZM259 180H262V181H259ZM34 181H35V183H34ZM47 181H48V183H47ZM240 181H242V180L241 179L238 180V182H240ZM90 182H92V183H90ZM175 182H178V183L181 182L180 184H182V182H183V186H182V188L180 190H178L176 188H174V189L170 188L173 183L176 184ZM35 184H37V185H35ZM47 184H48V187H46ZM75 184H76L77 188L75 187ZM209 184L210 185L212 184V187ZM38 185H41V186L38 187ZM44 185H46V186H44ZM160 186L162 187V189H161ZM224 186H225L226 189L224 188ZM230 186L232 188H230ZM254 186H256V188ZM19 187H20V189H19ZM45 187H46L45 190H46L47 194H45L44 193L45 191H43L44 190L43 188H45ZM172 187H174V186L172 185ZM213 187H214V189H213ZM21 188L23 189V192H25V191L27 192V195H26V192L25 193L22 192ZM24 188H26V189H24ZM196 188H198V190ZM41 189H43L42 190L43 192L40 191ZM76 189L78 190V192L75 191ZM228 189H232V190L234 189V192L232 190H228ZM19 190H21V191H19ZM186 190H187V192H186ZM199 190H200V192H199ZM261 191L263 192V195H262L261 199H259V195L261 194ZM20 192L23 193L22 200L20 198L21 195H22V194L20 195ZM37 193H40V194H37ZM42 193H43V195H42ZM247 193H251L250 196L253 197V200L250 197L251 198L250 201L251 200L253 201V202L252 201L250 202L251 204L247 203L248 199H249V195H247ZM253 193H256L257 195H252ZM147 194H150V196L147 197ZM156 194H154V196ZM41 195H42V197H45V198L40 199ZM47 195H48V197H47ZM68 195H69V197H67ZM188 195H189V199L187 197ZM216 195H217V197H214ZM220 195L221 196L222 195H226V197H225L226 201H227V199L229 200L227 195L230 196V199L231 198H236L237 195H238V199L237 200H238V204L241 206V208H239V209L236 208V205L232 204V201H230V200H229L230 201L229 203L227 201V203H228L227 205L228 206L224 205V203H225L224 200L225 199L223 198V196H222V198L224 200L222 198H218ZM104 196L108 197V198L105 197L107 200L104 199ZM34 198H36V199H34ZM74 198H75V200H74ZM127 198L134 200V195H131L130 197H127ZM177 198L178 199L180 198V199L178 200ZM33 199H34V201H33ZM214 199H216V200H214ZM44 200H45V202H44ZM187 200H188V202L186 203ZM35 201H37V202L35 203ZM39 201L44 203V204H40ZM216 201H217V203H216ZM24 202H25V204H24ZM29 203H31V205H28ZM125 203H127V204L129 203V204L125 205ZM191 203H192V205H191ZM233 203H235V202H233ZM229 204H231V206H229ZM42 205H43V207H42ZM69 205H71V206H69ZM28 206H30V208H27ZM39 206H41V207H39ZM44 206H46V207H44ZM50 207H51V211H50ZM228 207H231V209L228 210ZM26 208L28 210H26ZM36 208H37L38 212L36 211ZM43 208H45V209H43ZM33 209H35L34 210L35 213H34ZM40 210L44 214V216H42L41 220H43L45 218V216H46L45 219H46L47 223H45V221L44 222L41 221L39 218L34 221V219L39 216ZM48 210H49V212H48ZM255 211H257V212H255ZM24 212L29 217V219L27 218V216H25L27 218V219L24 218V221H23V223H25L24 224L25 227H21V229H20L19 226H17V225H19L20 219H22V217L24 216V214H23ZM31 212H32V214H30ZM36 213L38 214V216L36 215ZM28 214H30V215H28ZM50 214H51V216H50ZM118 214H120V212ZM155 214H154V217H155ZM230 214H232V215H230ZM243 214L245 215L246 219H244V215ZM48 215L50 216L49 218H48ZM152 215L153 214L151 213L148 216H152ZM31 216H33V217L31 218ZM75 218H76V220H75ZM81 218H83V219H81ZM155 218L156 219L160 218V215L156 214ZM47 219L48 220L50 219V220L48 221ZM74 220L77 221V226L79 225V222H80L79 226L81 227V229L84 226L87 227V228L82 229V231H83L82 233H76L75 235L73 234V236H72V231L74 232V230L77 228L76 227L74 230H72L74 228V226L72 225V227H71V222L73 224H75ZM26 221L28 223H30L31 225H32L33 222L40 223L42 229L38 228V229H36L37 230L36 231L35 229H33L36 226H30V225H28V223ZM87 222H88V225H87ZM26 223H27V225H26ZM81 223H82V225H81ZM184 224L185 225L187 224V225L185 226ZM185 227H187V228H185ZM18 229H20V230H18ZM29 230L30 231L32 230V232H34L33 234L35 235V238H37L40 241V243H39L38 240L34 239V240H36L35 247H37V249L31 248V246H29L27 243H24L25 242V235L27 233L29 235L32 233V232L30 233ZM70 230H72V231H70ZM235 230H236V232H235ZM43 231L47 232V235H48L47 237L48 238L52 237V238H55V239H53V240H52V238H50V239L41 238L40 239V237L43 234ZM242 231H243V236L240 235ZM52 232H53V234H52ZM68 232H69V234H68ZM191 232L193 234H194V232H196V233L193 236ZM226 232L230 233V235H231L229 237L230 239L228 241H226V236H227V235L225 236ZM66 233L68 234V236H67ZM95 233H97V236H96ZM214 234H216V236ZM36 235H38L39 237L36 236ZM147 236H148V232H145L144 233V239ZM90 237H93V239L95 238L94 239L95 242ZM63 238H65V239H63ZM67 238H68L69 241L67 240ZM59 239H60V241H59ZM80 239H82V243H81ZM34 240H33V242H35ZM57 242L61 243L60 247L56 246L55 243H57ZM98 244L100 246H98ZM25 245L27 247H25ZM221 246H216V247L219 248ZM91 247H93V248H91ZM123 248H124V250H123ZM32 249H34V251ZM82 249H83V251H82ZM92 249H93V252H92ZM39 250H40V252H39ZM60 250H62V251L65 250V251L62 252ZM85 250H86V252H85ZM89 250H90V252H88ZM95 250H97L96 251L97 253H95ZM233 250L236 251V252L234 253ZM70 251H71V253H70ZM116 251H117V253L119 252L118 255H117L118 257L116 256V254H117ZM236 253H239V254L236 255ZM64 255L67 256V257H65ZM92 255H94V256L96 255V256L93 258ZM73 257H76V258L71 261V259ZM89 259H93L94 261L93 260H89ZM143 259H145V258H143ZM146 259L149 260L150 263L152 262L151 259H148V258H146ZM62 260L63 261L65 260V262L63 263ZM73 261L75 263H73ZM87 261H89V262H87ZM0 264H2V262H0ZM16 264H22V262L18 261V263H16Z\"/></svg>",
  "mask_w": 264,
  "mask_h": 264
},
{
  "label": "snow or ice",
  "instance_id": "snow-or-ice-1",
  "mask_svg": "<svg viewBox=\"0 0 264 264\" xmlns=\"http://www.w3.org/2000/svg\"><path fill=\"white\" fill-rule=\"evenodd\" d=\"M252 195H257L256 193H253Z\"/></svg>",
  "mask_w": 264,
  "mask_h": 264
},
{
  "label": "crops",
  "instance_id": "crops-1",
  "mask_svg": "<svg viewBox=\"0 0 264 264\" xmlns=\"http://www.w3.org/2000/svg\"><path fill=\"white\" fill-rule=\"evenodd\" d=\"M36 262V260L34 261V263Z\"/></svg>",
  "mask_w": 264,
  "mask_h": 264
}]
</instances>
